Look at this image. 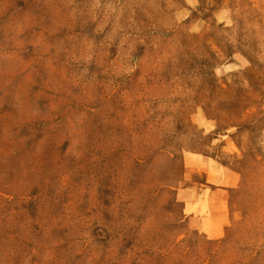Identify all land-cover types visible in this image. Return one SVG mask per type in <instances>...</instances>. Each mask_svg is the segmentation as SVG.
Masks as SVG:
<instances>
[{
    "label": "rangeland",
    "instance_id": "1",
    "mask_svg": "<svg viewBox=\"0 0 264 264\" xmlns=\"http://www.w3.org/2000/svg\"><path fill=\"white\" fill-rule=\"evenodd\" d=\"M0 264H264V0H0Z\"/></svg>",
    "mask_w": 264,
    "mask_h": 264
}]
</instances>
